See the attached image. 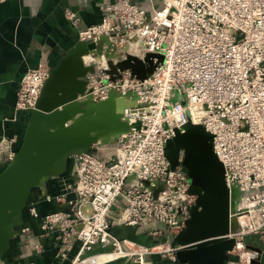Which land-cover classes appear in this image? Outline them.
<instances>
[{"label":"built area","instance_id":"1","mask_svg":"<svg viewBox=\"0 0 264 264\" xmlns=\"http://www.w3.org/2000/svg\"><path fill=\"white\" fill-rule=\"evenodd\" d=\"M144 1L151 11L135 0H118L103 9L100 24L79 34V42L98 44L107 37L110 45H122L135 32L142 59L157 57L145 80L130 71L114 76L109 67L87 75L85 92L92 88L87 95L95 102L113 89L137 96V104L124 110L129 133L72 158L77 180L69 187L70 209L49 213L42 223L43 230L58 234L60 262L154 264L148 259L153 249L122 240L113 228L159 224L168 238L185 228L197 197L189 193L192 181L182 168H171L166 145L188 122L214 136L227 186L231 193L237 190L231 196L235 211L258 224L228 238L239 248L243 236L264 230V0H162L159 9L153 0ZM50 70L40 65L26 72L17 92L18 112L29 115L36 107ZM137 123L140 127H133ZM37 202L27 206L35 219ZM114 208L121 210L115 219ZM251 209L263 218H253Z\"/></svg>","mask_w":264,"mask_h":264},{"label":"water","instance_id":"2","mask_svg":"<svg viewBox=\"0 0 264 264\" xmlns=\"http://www.w3.org/2000/svg\"><path fill=\"white\" fill-rule=\"evenodd\" d=\"M103 37L98 44L78 42L58 64L51 68L36 107L29 112L22 143L14 158L0 173V262L10 250L16 236V223L21 220L33 191L52 178L61 176L75 155L92 151L93 146L109 145L129 133L131 124L122 120V95L110 90L105 100H87L88 74L93 65L86 66L82 56L107 43ZM128 55L114 64L109 73L118 76L130 71L145 80L153 71V59ZM161 59V57H158ZM121 103V104H120ZM120 104V106H119ZM122 108V109H121ZM133 127H140V123ZM183 132L167 142L166 156L172 169L181 167L191 179L189 193L197 197L191 217L176 236H169L170 246L180 264H229L230 253L237 242L230 237V207L237 190L230 192L225 169L214 151V136L202 125L188 122ZM116 132L115 136H110ZM249 264H264V251L258 247Z\"/></svg>","mask_w":264,"mask_h":264},{"label":"crops","instance_id":"3","mask_svg":"<svg viewBox=\"0 0 264 264\" xmlns=\"http://www.w3.org/2000/svg\"><path fill=\"white\" fill-rule=\"evenodd\" d=\"M117 2L0 0V143L3 142L0 162H4L5 166L10 162L9 155L18 151L29 119L28 114L16 110L17 92L23 76L40 65L56 66L77 46L80 32L100 24L103 9ZM135 2L148 11L152 9L144 0ZM153 3L159 9L162 0H153ZM76 180L73 161L69 160L61 176L52 178L33 192L38 201L39 217L35 219L26 214L16 223V236L0 264H68L67 260L60 262L58 258V234L43 230L42 223L47 214L70 209L69 200L74 195L69 187H73ZM120 213V208H114L112 217L115 219ZM113 231L128 243L153 249L148 259L154 264H180L172 257L175 251L169 247L168 231L162 225H115ZM260 234L243 236L239 248L236 246L230 253L229 264H240L245 256L251 261L255 255L251 250L253 247L264 251V230ZM253 237L258 239L257 243L252 242ZM78 247L77 244L71 256ZM114 264L133 263L126 260Z\"/></svg>","mask_w":264,"mask_h":264},{"label":"bare ground","instance_id":"4","mask_svg":"<svg viewBox=\"0 0 264 264\" xmlns=\"http://www.w3.org/2000/svg\"><path fill=\"white\" fill-rule=\"evenodd\" d=\"M123 46L124 47L121 49V48H117L115 44H113V45H104V44L98 45L96 49L90 51L87 55L82 56V60L86 66H90L93 63H96L100 66L99 68L104 69V68L109 67L108 64L110 61H112L113 58L117 59L118 62H122V61L126 60L128 55L135 56V57L142 59L144 53H143L142 47L140 45L137 33H135V32L131 33L128 36V38L124 41ZM89 97H92L91 93L88 94L87 97H85V100H87ZM119 100H120L119 102H121L123 104V111H120L122 113V116H123L122 120L124 122L130 123V120H128L124 117V110H126V108H131L135 104H137V96L129 94L127 96L122 97V99H119ZM120 104H119V106H120ZM144 106H147V105H144ZM132 111H135V110L133 109ZM115 133L116 132L111 133L110 136L117 135ZM235 206H236V203L233 200L232 205H231V208H232L231 230H232V232L234 229H237V228H241V229L243 228L244 229L245 226H247V224H248V223H246V221H244V219L242 217L238 216V214L235 211V209H236ZM25 211H26V209H25ZM251 213H252L253 218H256L257 216H260L263 218V216L260 215V212L258 210L251 209ZM23 217H24V213H23L22 218ZM15 234H16V230H15ZM10 247H11V243H10ZM169 247L171 248V246H169ZM5 255H6V253H5ZM5 255L3 256V259H4Z\"/></svg>","mask_w":264,"mask_h":264},{"label":"rangeland","instance_id":"5","mask_svg":"<svg viewBox=\"0 0 264 264\" xmlns=\"http://www.w3.org/2000/svg\"><path fill=\"white\" fill-rule=\"evenodd\" d=\"M108 44L107 45H110L111 44V42L109 41V39H108V42H107ZM104 44H106V43H104ZM116 45V44H115ZM116 47L117 48H123L124 46H123V44L121 45V44H118V45H116ZM141 59V58H140ZM116 61H118L117 59H115V58H113L112 59V62L114 63V64H116L115 62ZM93 65V67H94V69H96L97 67H100L98 64H96V63H93L92 64ZM92 89V88H91ZM91 89H89L88 90V92H90L91 91ZM88 92H85L84 93V97L87 95V93ZM110 149H112L111 147H110ZM113 151H115V150H111L110 152L111 153H113ZM108 153H106V152H104V157L107 155ZM109 155L111 156V154L109 153ZM71 163V162H70ZM6 166H5V163L4 162H0V173L2 172V170L5 168ZM33 200L35 201V202H37V200L33 197V196H31L30 197V199H29V202H28V205L30 204V203H33ZM38 203V202H37ZM26 214H29L28 213V209L26 208V211L24 212V215L26 216ZM245 221V220H244ZM246 223H248V222H246ZM261 223V222H260ZM257 223H255L254 225H256ZM254 225H250L249 223L247 224V226H252V227H254ZM247 226H245V228L247 227ZM244 228V229H245ZM243 229V228H242ZM237 231H241V230H239V228H237V229H234L233 230V232H237ZM261 231H263V230H261ZM260 231V232H261ZM260 232L259 233H257V234H255V235H259V236H261L262 234H260ZM249 235H252V234H249ZM15 238V237H14ZM251 240H252V242L253 243H257L258 242V239L256 238V237H253V238H251ZM242 254H243V252H242ZM172 257H173V259L174 258H176V256L175 255H172ZM244 259H243V261L242 262H240V264H247V257L245 256V257H243Z\"/></svg>","mask_w":264,"mask_h":264}]
</instances>
